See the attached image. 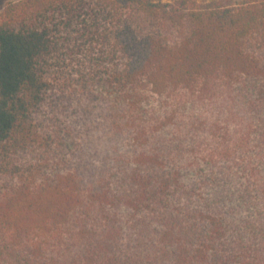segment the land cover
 I'll list each match as a JSON object with an SVG mask.
<instances>
[{
	"label": "trees",
	"instance_id": "1",
	"mask_svg": "<svg viewBox=\"0 0 264 264\" xmlns=\"http://www.w3.org/2000/svg\"><path fill=\"white\" fill-rule=\"evenodd\" d=\"M165 1L0 12V264H264V0Z\"/></svg>",
	"mask_w": 264,
	"mask_h": 264
},
{
	"label": "rangeland",
	"instance_id": "2",
	"mask_svg": "<svg viewBox=\"0 0 264 264\" xmlns=\"http://www.w3.org/2000/svg\"><path fill=\"white\" fill-rule=\"evenodd\" d=\"M17 0H0V12L3 10V8L6 6V4L10 2H15ZM163 2H166L165 0H162ZM184 2H197V3H206L214 0H182ZM232 1H240V0H232Z\"/></svg>",
	"mask_w": 264,
	"mask_h": 264
}]
</instances>
